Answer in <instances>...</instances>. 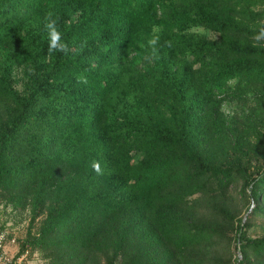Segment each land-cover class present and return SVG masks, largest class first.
Masks as SVG:
<instances>
[{
  "label": "trees",
  "instance_id": "16d2710c",
  "mask_svg": "<svg viewBox=\"0 0 264 264\" xmlns=\"http://www.w3.org/2000/svg\"><path fill=\"white\" fill-rule=\"evenodd\" d=\"M262 32L264 0H0V200L41 219L23 249L264 264Z\"/></svg>",
  "mask_w": 264,
  "mask_h": 264
},
{
  "label": "rangeland",
  "instance_id": "374dc122",
  "mask_svg": "<svg viewBox=\"0 0 264 264\" xmlns=\"http://www.w3.org/2000/svg\"><path fill=\"white\" fill-rule=\"evenodd\" d=\"M210 37H214L213 34H209ZM226 113L234 115V113H241V108L236 104H226L224 106ZM239 190V189H238ZM236 190V191H238ZM233 190L231 192L232 204L238 207L240 210V217L246 216V206L245 201L238 195V192ZM32 215L29 208L25 210L15 209L12 205H7L6 201L0 200V224L3 229L10 230L17 237V246L12 248L13 250L23 249V244L30 239V234L32 236L38 232L41 224V219H38L34 224L31 221ZM251 237H262L264 236V218L256 216L252 219V227L249 231ZM29 256V264H49L48 261L42 258L38 252H32ZM12 250V251H13ZM241 259L240 254L237 252L236 258Z\"/></svg>",
  "mask_w": 264,
  "mask_h": 264
},
{
  "label": "built area",
  "instance_id": "2783aa9c",
  "mask_svg": "<svg viewBox=\"0 0 264 264\" xmlns=\"http://www.w3.org/2000/svg\"><path fill=\"white\" fill-rule=\"evenodd\" d=\"M17 237L0 224V264H29L30 249H17ZM13 250V251H12Z\"/></svg>",
  "mask_w": 264,
  "mask_h": 264
},
{
  "label": "clouds",
  "instance_id": "9594fccd",
  "mask_svg": "<svg viewBox=\"0 0 264 264\" xmlns=\"http://www.w3.org/2000/svg\"><path fill=\"white\" fill-rule=\"evenodd\" d=\"M45 30L48 32L50 37L49 52H59L66 55L69 52L68 45L62 40L61 32L57 27V21L51 16L45 17ZM262 35H264V32H262ZM151 43L155 44V41H151ZM81 82L86 83L87 81L84 80ZM91 167L97 174L102 172L98 162H93Z\"/></svg>",
  "mask_w": 264,
  "mask_h": 264
}]
</instances>
